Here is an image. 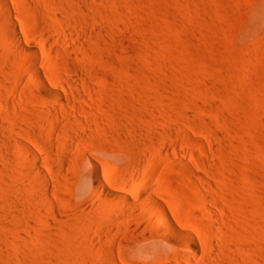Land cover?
Segmentation results:
<instances>
[{"label":"rangeland","instance_id":"374dc122","mask_svg":"<svg viewBox=\"0 0 264 264\" xmlns=\"http://www.w3.org/2000/svg\"><path fill=\"white\" fill-rule=\"evenodd\" d=\"M37 1L69 20L83 51L62 55L61 67L55 55L52 73L76 78L80 68L91 86L71 133L50 114L70 106L25 76L27 56L0 3V264H189L187 250L158 243L157 231L132 237L135 209L109 202L94 176L98 167L103 182L146 184L164 204L187 202L184 166L220 201L216 225L229 236L194 264H264V0ZM20 9L30 34L42 33L31 7ZM36 154L49 170L33 167ZM108 205L128 215L109 219Z\"/></svg>","mask_w":264,"mask_h":264},{"label":"bare ground","instance_id":"6f19581e","mask_svg":"<svg viewBox=\"0 0 264 264\" xmlns=\"http://www.w3.org/2000/svg\"><path fill=\"white\" fill-rule=\"evenodd\" d=\"M0 3L3 5L2 8L3 7L5 8L6 14H8L7 15L8 16V22L15 29V31L13 33L14 34V39H13L14 41L12 40L14 42V46H16L18 50H20L22 53H24L27 56L28 63H27V66H25L26 69L24 68L25 69L24 70L25 76L26 77H32V76L35 77L36 78L35 81H37V83H38L37 85H39V87L41 89L45 90L46 94L55 95L60 104L69 105L70 106L69 109L72 107L73 109L76 110V111H68L69 109L66 110V107H65L64 109L67 111V114H66V112L65 113L63 112L65 110H63L61 108L62 106L60 107L57 105L56 108H54L50 111V114L52 113L54 116H56V117L53 116L54 118L60 119L63 122L62 124H65L68 127L67 128L68 131L69 132L71 131V133H72L73 132L72 127L75 123H72L73 125H71V121H72V119H76L78 122V120L81 118L80 112H81V109L83 107L82 103L85 104L86 102H88L85 95H84V92L88 89V87L90 88L91 84L89 86V82L88 83L86 82L87 80L85 78L88 79V77L84 76L85 73L83 74V71L80 68H77L75 70V74H76L75 77L76 78H72V77L62 78L58 73L55 76L52 73L53 71L51 69L52 68L51 63H52V60H53L55 55H60V57L58 56L57 59L59 60L60 67H61L62 62H60V60H61V57H63L62 55L69 54V53H73L75 55H78V54H80V52H83V51H79V47H80L79 46L80 40H78L79 38L76 37V35H75L76 33H75L74 29L72 31V29H71L72 27L70 28L67 25L69 23L68 22L69 20L64 21L66 19L61 17V14L58 12L59 10L57 11L54 8L48 9L49 5L46 7L45 6L46 4H45L44 5L45 9L41 12L40 9H42V8H41V6H39L41 3L39 2V5H38L37 0H0ZM21 4L23 6L25 5V7H26V5L31 7V9L29 11L31 12V10H32V14L29 12L30 15H28L27 17L30 16L32 18L31 15H33L34 19H36V21H39V23L41 25L40 30L42 31L43 34L42 33H40L38 35H31L30 34V28L32 27V25L29 23V20L23 15V13L20 9V6H22ZM31 5H33V6H31ZM51 7H52V5H51ZM26 10H28V8ZM38 11L43 13L45 15V16L44 15L43 16L46 18L44 19L40 15L39 18L41 17L43 19H38L36 17V15L38 14L36 12H38ZM41 13H39V14H41ZM50 19H51V21L53 20V22H54L52 25L49 23ZM70 23H72V22H70ZM80 49H82V48H80ZM73 54H71V55H73ZM80 55H83V54L81 53ZM67 56H69V55H67ZM55 58H56V56H55ZM57 59H55V60L57 61ZM60 74H61V71H60ZM8 75H10V74H8ZM89 80L90 79H88V81ZM10 95H9V97H10ZM82 101H85V102H82ZM24 106H25V104H24ZM53 106H55V105H53ZM59 108H61L62 111H60L61 109H59ZM7 109H9V108H7ZM48 109H50V108H48ZM83 109L87 110V108L85 109V107H83ZM9 111H10V109H9ZM48 114L49 113H47V115ZM51 115H50V117L52 118ZM97 115H99V114H97ZM111 115H112V112H111ZM93 116H95V115H93ZM116 117H117V115H116ZM88 120H90V119H88ZM92 120H93V118H92ZM98 120H99V118H98ZM15 121H17V120H15ZM251 123H253V122H251ZM12 124H14V123H12ZM15 124H16V122H15ZM19 124H20V121H19ZM19 124L15 125V127H14L15 130L16 129L23 130V128H24L23 126H21L22 128L18 127L22 123L20 125ZM65 125L63 127H65ZM76 125H74V126H76ZM79 125H81V124H79ZM253 127H255V126H253ZM55 129H57V128H55ZM59 129L61 130V128H59ZM60 130H59V133L61 134L62 132H60ZM80 131H82V130H79V132ZM24 132H25L26 136H30V135L33 136L34 135V134H30L32 132L29 130L28 131L25 130ZM51 132H54V131H51ZM59 133H57V134H59ZM64 133H66V132L64 131ZM51 134H53V133H51ZM9 135H11V134H9ZM67 135H69V134H67ZM7 137H8V139L10 138L9 136H7ZM11 137H13V135H11ZM62 137L63 136H61V138ZM77 137L80 139L85 138L84 135L79 134V133L77 134L76 138ZM33 138H35V137L33 136ZM68 138H72V136L68 137ZM10 139H12V138H10ZM58 139H60V138L58 137ZM17 140H18V138H17ZM68 140H70V139H68ZM10 141H12V140H10ZM74 141L75 140H73L72 142H74ZM69 142H71V141H69ZM85 142L87 143V141H85ZM166 142H164L162 144V147H163L162 149L164 151L168 152V151H170L171 144L169 146L168 145L169 143L168 142L166 143ZM36 144L40 150L43 149L41 146L42 145L41 143H40L41 145L38 143H36ZM74 144H75V142H74ZM72 145L70 144V147ZM78 145L79 144H77V146ZM80 146H81V143H80ZM171 147L173 148V146H171ZM67 149L69 150V148H67ZM70 150H71V148H70ZM181 151L185 154L188 153V151L185 148H181ZM0 154H1V151H0ZM169 154H171V152ZM34 155H35V153H34ZM86 158L88 160H92L90 157L89 158L86 157ZM33 161H34L33 167L37 171L43 172L45 170L44 168H46V170L48 168V170H49L48 164L50 161L44 162V160L39 158V156H37V154H36L35 160H33ZM176 161H177V159H176ZM185 165H186V163H185ZM96 166H97V164L95 165V167ZM198 167H200V166H198ZM51 169H52V167H51ZM199 169L197 168V170H199L201 172L204 170V168H203V170H201V168H199ZM94 170H95L94 176L96 179L95 186H97L96 188H99V191H103L104 195L107 197V199H109V202H113V200H119L120 206L124 207L126 210H128V209L131 210L132 208L135 209V212L132 213V215H129V217L131 218L130 221H132L133 226H135V228H130V233L132 234V237L137 238L140 235L141 231H139V228L144 229L146 234L151 233L153 231H157L158 232V241H159L158 243H160V242L162 244L163 243H165V244L169 243L172 245L171 247H173L174 249H176L178 251L179 250H183V251L187 250V252L183 255L186 257L189 264H194V261L198 258L208 257L207 259H209L210 257L215 255V254L212 255V251L214 250V245L216 244V243L214 244V242H216L215 240L220 239L221 237L226 235V231H225L226 229L222 228L224 226L222 225V227H219L216 225V222L219 219L218 218L219 215L214 211V207L219 206L220 201L216 197H214V195H210V193L204 191L195 183V181L193 179L194 176H192L193 172H191L187 167L184 166L181 169V173H182V175H184V177H186L187 184L191 187L193 198H190L187 202H181V201L176 202L174 200L176 198L173 199V198L169 197L167 204H164V203H162V201L148 195L147 194V188L145 187L146 184H143L144 186L142 185V187L140 189H138L139 191L138 190L136 191V190H134L135 187L133 188V185H132V187H130V183L127 182L126 180H123V179H116L115 183H113V181H114V179H113V181H112L113 184L111 183L112 179L110 180V183H109V181L107 183V180H104L106 182L105 183V182H103V180L101 178V173H100L101 171L98 169V167H96V169H94ZM158 171L160 172V170H158ZM162 175H164V174H162ZM167 175L168 174L166 173V176ZM57 178H58V176H57ZM168 178H169V176H168ZM145 180H146V178H145ZM96 191H98V190H96ZM128 193L132 194L131 195L132 198L130 196H128ZM13 204H16V203H13ZM111 204H113V203H111ZM109 207L108 208L111 209L112 205ZM25 209L26 208H24V213H22V215H24L23 217L25 219H27V218L29 219L30 216L28 215V210L27 209L25 210ZM112 209H111L112 213L110 212L112 215H109V219L113 218V220H115L118 218H123V217H125V215L126 216L128 215V213L126 211H124L123 209H122L123 211L122 210H120V211L116 210L115 211L116 207H114ZM132 210H131V212H132ZM22 211H23V209H22ZM40 211H42V210H40ZM187 212L190 215L186 214ZM17 213L21 214L19 212H17ZM38 214L40 215L42 213L39 212ZM130 221L128 220L129 223H130ZM220 222H221V220H220ZM222 223H224V221ZM217 224H219V221ZM136 227H138V229H136ZM27 229H28V227L25 229L26 233L27 232L29 233L30 231H27ZM28 233H27V235H28L27 237L31 236V234H28ZM24 236H26V234ZM224 238L228 239L229 236L228 237L225 236ZM24 239L26 240V238H24ZM83 239H84V237H83ZM73 246H74V244H73ZM159 246H160V244H159ZM74 248H77V245ZM66 249H68V248H66ZM69 249H71V248H69ZM205 250H208V251L206 252ZM216 250L217 249H215V251ZM66 253H68V252H66ZM62 254H64V253H62ZM65 255H63V256H65ZM46 257L49 258V256H46ZM67 257H72V255L67 256ZM109 259H111V258H108L107 260H109ZM121 259H122L121 261L123 262V264H131V263H129L130 261L128 262V260H126L124 258H121ZM111 260L114 261L115 259L114 260L111 259ZM52 261H54L56 263L55 260H52ZM49 262H51L50 259H49ZM110 263H112V262H110ZM182 264H184V263H182Z\"/></svg>","mask_w":264,"mask_h":264}]
</instances>
